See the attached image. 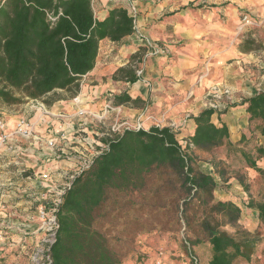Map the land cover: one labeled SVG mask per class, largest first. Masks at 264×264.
Listing matches in <instances>:
<instances>
[{
  "label": "trees",
  "instance_id": "16d2710c",
  "mask_svg": "<svg viewBox=\"0 0 264 264\" xmlns=\"http://www.w3.org/2000/svg\"><path fill=\"white\" fill-rule=\"evenodd\" d=\"M134 31L135 18L121 5L98 20L92 0H0V103L16 106L42 100L52 105L64 92L76 96L82 80L96 65L100 42L109 39L118 43ZM245 44L248 51L264 48L255 40ZM134 57H138L135 65L118 70V77L132 84L138 81L136 69L143 60L142 56ZM114 102L139 105L143 101L124 92ZM240 104L246 105L250 135L243 132L236 142L226 123L213 121L214 114L227 111L212 108L194 117L195 132L185 143L178 140L173 127L156 125L103 138L108 148L95 158L90 169L75 178L63 196L57 212L59 229L52 246V264H125L95 222L110 190L139 189L154 168L171 169L189 193L212 195L218 180L228 182L232 176L249 192L246 173L238 169L232 175L224 161L213 162V174L204 173L197 168L193 152L226 146L228 156L234 155L246 168L264 174L259 165L264 160V141H260L264 139V90ZM249 207L258 211L264 225V200L252 199ZM214 213L236 227L238 236L221 229L219 221L212 223L217 220ZM241 214V207L233 201L212 205L202 221L208 236V264L252 261L261 237L237 226ZM185 243L194 263L197 256L193 247L198 243Z\"/></svg>",
  "mask_w": 264,
  "mask_h": 264
},
{
  "label": "crops",
  "instance_id": "0c3cea01",
  "mask_svg": "<svg viewBox=\"0 0 264 264\" xmlns=\"http://www.w3.org/2000/svg\"><path fill=\"white\" fill-rule=\"evenodd\" d=\"M116 5L109 0H94L96 18L104 20ZM121 6L135 18V31L118 43L109 39L100 42L96 65L81 82L86 107L100 110L101 95L128 93L143 102L125 105L124 118L133 123H145L150 116L165 119L168 122L163 126L177 125V138L184 142L195 132L194 117L207 108L209 89L220 83L231 89L236 106L226 113L214 114L213 121L226 123L232 141H238L248 125L246 105L240 103L264 90V48L245 50L246 41L239 38L244 15L240 13L244 8L255 22L245 26L241 34L264 46V39L260 40L264 31V0H136L135 13L130 12L128 3ZM153 41L167 48L168 54H152L149 45ZM136 55L142 56L143 75L132 84L118 77V70L131 66ZM50 107L69 114L77 110L73 97L66 92ZM21 115L35 121L40 116L33 107L24 114L8 110L10 124ZM43 120L41 124L45 126H38L35 136L12 137L0 149V195L8 201L0 209V219L15 227L21 225L28 232L39 225L37 208L44 193L52 181L61 179L69 169L67 163L44 162L43 158L54 152L46 146L50 135L45 131L49 127H66L71 133L76 130L66 118L46 116ZM149 122L148 127L153 125ZM161 260V254L157 255L156 264H162ZM164 264L189 263L169 260Z\"/></svg>",
  "mask_w": 264,
  "mask_h": 264
},
{
  "label": "rangeland",
  "instance_id": "374dc122",
  "mask_svg": "<svg viewBox=\"0 0 264 264\" xmlns=\"http://www.w3.org/2000/svg\"><path fill=\"white\" fill-rule=\"evenodd\" d=\"M242 13L248 14L244 8L241 9L240 14ZM241 33L239 30L241 40L246 41L251 38ZM261 35L260 40L263 41L264 31ZM137 61L138 57H133L134 65ZM233 104L228 105V110H231ZM5 107L13 113L20 114H24L29 109L27 103ZM149 121L153 125L155 122H160L162 125L168 122L158 117H155L154 121L149 119L145 120V123L141 120L138 122L148 129L152 126L146 125L150 123ZM248 125L245 132L249 136ZM260 141L264 139L261 138ZM193 152L197 168L204 173H214V161H224L226 165H229L232 175L238 169L246 173L250 191H246L232 176L228 182L218 180L212 195L208 196L203 192L189 193L187 189H183L181 179L173 174L171 169L154 168L146 175L145 184L139 189L108 192L107 199L95 222L96 227L107 235L110 246L123 258L125 264L128 262L156 264L157 255L160 254L162 264L169 260L194 264L187 255L186 241L190 244L198 243L197 247H193L194 254L199 259V264H206L209 258V246L208 236L202 228V221L211 212L214 203L233 201L242 210L237 226L252 233L256 232L261 237V243L252 261H242L238 264H264V225L258 218V211L249 207L252 199L264 200V174L246 168L239 159L234 158V155L228 156L226 146L218 147L210 152L198 149ZM259 165L264 169V162L261 161ZM214 215L217 220H211L212 223L219 221L221 229L238 236L236 227L227 223L222 215L216 213Z\"/></svg>",
  "mask_w": 264,
  "mask_h": 264
},
{
  "label": "built area",
  "instance_id": "2783aa9c",
  "mask_svg": "<svg viewBox=\"0 0 264 264\" xmlns=\"http://www.w3.org/2000/svg\"><path fill=\"white\" fill-rule=\"evenodd\" d=\"M109 1L117 5L126 2L129 4L130 12H136V0ZM92 3L94 4V0ZM252 24L255 22L250 15L244 14L239 29L242 32L245 26ZM149 46V50L154 55H166L169 52L167 48L156 41L151 42ZM136 74L141 77L143 69L141 67L136 69ZM81 89L73 97V103L77 106V110L73 114L63 113L61 110L56 111L42 100L27 102L29 107H33L40 114L36 121L21 115L11 125L7 108L0 104V149L6 147L12 137L28 139L35 136V129L40 125L45 126V123H41L44 122L43 119L46 116L57 119L66 118L76 129L73 133L68 132L66 127L62 130L49 127L45 131L46 135H50L49 139L47 138L46 146L54 152L51 156L46 155L43 158L44 162L56 165L67 163L69 169L61 179L52 181L44 193L40 206L37 208V217L40 222L34 229L35 231L28 232L27 228H22L21 225L18 228L12 222L0 219V264H52V246L56 242L59 229L57 212L63 196L71 187L72 182L82 172L90 169L95 158L108 148V144L102 140L103 138H113L130 129H145L141 122L132 123L123 117L122 111L125 105H116L114 102L116 96L113 93L109 92L104 97L101 95L102 108L93 110L86 107ZM230 103H234V101L233 93L228 86L217 83L209 89L207 108H212L217 112L228 111ZM75 119L77 120L75 121ZM149 119L154 121L155 117L150 116ZM154 125L163 127L160 122H155ZM170 126L176 127L174 123ZM26 170L24 169V172ZM3 196L0 195V209H4L8 204ZM16 228L19 233H16ZM194 264H199L197 258H194Z\"/></svg>",
  "mask_w": 264,
  "mask_h": 264
}]
</instances>
